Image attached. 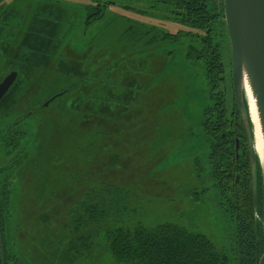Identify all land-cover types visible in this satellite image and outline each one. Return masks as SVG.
I'll return each instance as SVG.
<instances>
[{
	"label": "rangeland",
	"instance_id": "374dc122",
	"mask_svg": "<svg viewBox=\"0 0 264 264\" xmlns=\"http://www.w3.org/2000/svg\"><path fill=\"white\" fill-rule=\"evenodd\" d=\"M97 1L109 4L103 17L84 26V9ZM206 2L208 10L217 15L212 35L221 46L222 62L229 74L230 45L222 0ZM44 5L63 11L56 49L48 73L42 74L44 87L60 61L71 66L75 57L86 54L92 55L91 64L84 69L87 74L91 71L100 76L96 72L100 73L103 66L99 64L116 62L117 70L111 75L129 77L124 84L133 81L134 85L125 86L129 94L120 102L126 110L118 119L117 132L111 131L109 120L103 125L94 119L88 108L84 109L86 114L80 111V120L75 116L60 117V113L57 116L55 106H49L44 95L36 97L32 91L10 107L6 125L24 115L32 102L39 103L32 117L23 118L24 134L19 145L26 151L16 163L12 179L6 176V182L10 180L6 185V206L0 202L4 257L9 264H122L112 258L106 233L136 227L151 229L162 224L193 230L218 250L228 251L233 244V225L219 207L212 186L201 128L203 112L210 105L204 69L201 60L186 58L187 48L192 45L187 34L201 36L202 32L174 20L172 6L155 0H0V18L11 6L32 18ZM132 25L154 27L177 36V41L125 55L118 49V40ZM226 85L230 86L229 78ZM85 101L80 100L81 104ZM227 102L231 110V92ZM115 110L112 108L108 115H117ZM3 124L0 114V128ZM102 129L109 136L103 137L102 149L93 151L92 134ZM39 137L40 153L36 156L34 148ZM5 152L0 149L3 193L1 169L10 159ZM105 186L119 191L115 195L117 203L110 204L111 194L104 192ZM98 191L105 193V216L92 223L81 212L86 209L88 195ZM79 239L85 246L89 241L80 251L84 255L73 250H79Z\"/></svg>",
	"mask_w": 264,
	"mask_h": 264
},
{
	"label": "trees",
	"instance_id": "16d2710c",
	"mask_svg": "<svg viewBox=\"0 0 264 264\" xmlns=\"http://www.w3.org/2000/svg\"><path fill=\"white\" fill-rule=\"evenodd\" d=\"M155 1L172 6L170 13L174 16V20H180L195 31L202 32L201 36L187 34L191 38L192 45L187 48L186 58L192 61L201 60L204 69L210 105L203 112L201 128L208 150L212 186L216 191L219 207L229 216L233 225V244L228 251H221L205 236L193 230L174 224H162L151 229L136 227L133 230L108 231L105 237L108 250L112 258L122 264H258L264 246L262 179L257 164L254 206L246 135L233 94V105L231 110H228V93H232L230 65L228 74L222 62L221 46L214 42L212 35L213 23L217 15L208 10L206 0ZM107 5H109L107 2L97 1L94 6L84 9V26L99 21ZM19 14L21 13L12 9V6L8 9L6 41H0V79L10 71L17 73L15 82L7 91L9 102L6 105V112L10 113V107L26 99L31 91L34 96L43 97L42 92L49 89L52 90L50 95L57 94L50 103V106H55L54 112L57 116L60 113L63 114L60 117L75 116L79 119L80 111L85 112L84 109L88 108L89 114L94 119L102 122L103 125L109 120L111 131L117 132L120 128L118 119L126 110L120 102L121 99H128L125 98L126 94H129L126 93V87L133 86V81H129L130 85L124 84L129 77L120 75L114 78L111 75L117 70L116 62L99 64L103 66L99 69L100 73L96 72L100 76H94L91 71L87 74L84 69L86 65L91 64L92 55L86 54L75 57L71 66L60 61L58 67L53 68L51 75L47 77V79L50 77L47 82L49 84L47 86L45 84L44 87L42 80L45 79L42 74L48 73V64L52 61L56 49L55 40L63 11L52 5L38 7L32 18L29 16V26L27 24L25 29L24 24L29 18ZM118 41L121 44V48L118 49L129 55L175 43L177 36L161 32L154 27L132 25L124 29ZM4 67L6 72L3 71ZM74 73L83 75L76 77ZM228 78L230 86L226 85ZM34 85L36 89L33 88ZM81 99L87 101L81 104ZM54 101L56 102L53 103ZM38 105V100L32 102L27 111L30 108L36 109ZM112 108L117 110V115H108ZM10 128L12 131L9 143H6V156L10 157L6 166V176L10 175L11 180L17 170L13 162L18 163L20 156L17 159L14 157L22 153L19 144L24 133L14 132L22 129L16 124ZM106 131L102 129L92 134L93 139L90 141L95 142L90 143V149L95 151L103 148V137L109 136V132ZM236 141L239 143L238 152L235 150ZM37 172L40 173L39 170ZM104 192L111 194L110 204L118 202L115 200L117 198L115 195H118L119 191L105 186ZM104 192L98 191L88 195L86 209L81 212V215L88 216L92 223L105 216ZM0 202L3 203L2 200ZM2 203H0V217ZM79 241L80 248L79 250L73 248L74 253L84 255V252L80 251L85 244L81 239ZM69 245L70 243L67 247ZM5 264H9L6 256Z\"/></svg>",
	"mask_w": 264,
	"mask_h": 264
},
{
	"label": "water",
	"instance_id": "95a60500",
	"mask_svg": "<svg viewBox=\"0 0 264 264\" xmlns=\"http://www.w3.org/2000/svg\"><path fill=\"white\" fill-rule=\"evenodd\" d=\"M222 4L223 18L230 45L232 94L245 130L255 206L257 164L260 169L264 198V159L262 160L254 150L253 125L250 119L244 81H247L255 102L263 139L264 158V0H222ZM16 77L17 73L11 71L0 82V99L13 85ZM235 150L236 152L239 150L238 141H236ZM4 263L0 224V264ZM258 264H264V246Z\"/></svg>",
	"mask_w": 264,
	"mask_h": 264
},
{
	"label": "flooded vegetation",
	"instance_id": "af4514ba",
	"mask_svg": "<svg viewBox=\"0 0 264 264\" xmlns=\"http://www.w3.org/2000/svg\"><path fill=\"white\" fill-rule=\"evenodd\" d=\"M4 16H2V19L0 18V31H2V34L0 35V41H6V11H4L2 13ZM4 48L6 49V44L4 45ZM6 67H4L3 71L6 72ZM11 72V71H10ZM9 73V72H8ZM6 74L4 75V77H2L0 79V82L3 80V78H5ZM47 93H50V92H46L45 94H43L45 96L44 98V101H47V104H50L54 98L56 97L57 94H54V95H50V94H47ZM7 92L4 94V96L0 99V114L3 118V125H2V128H0V149L4 148L5 151H6V143H9V138H10V133H11V126L16 124V126H23L22 123H24L23 121V118L26 119V118H29V117H32L36 111H37V108H30L27 113H25L24 115H22L21 117H19L18 120H15L13 121V124H11V122H9L7 125H6V103L8 102L7 100ZM48 106V105H47ZM50 106V105H49ZM23 128L21 130H16L14 132L16 133H23ZM22 140V139H21ZM39 143H40V137L36 140V144H35V148H34V153L35 155H39V151H40V147H39ZM247 145V144H246ZM26 151V149H22V153H20V155H15V159L18 158V156H20V158H23V154L24 152ZM248 151V149H247ZM6 153V152H5ZM13 162V161H12ZM17 162H13V164L16 165ZM20 162H18L17 164H19ZM32 166H34V164H31ZM7 166V165H6ZM38 169V168H37ZM2 171H4L3 173V177L4 180H3V183L2 185H4L5 187V192H1L0 190V200H2L4 203H5V206H6V195L8 194V192H6V185H8V183L6 182V167H4L3 169H1ZM39 170V169H38ZM40 171V170H39ZM10 176V175H8ZM11 178V177H10ZM7 183V184H6ZM66 191L69 192V186L66 187ZM60 195V194H58ZM67 195V194H66ZM8 198V197H7ZM3 203V204H4ZM2 228V226H1ZM2 242H3V249L5 247V243H4V239H3V232H2ZM4 262H5V257H4Z\"/></svg>",
	"mask_w": 264,
	"mask_h": 264
},
{
	"label": "bare ground",
	"instance_id": "6f19581e",
	"mask_svg": "<svg viewBox=\"0 0 264 264\" xmlns=\"http://www.w3.org/2000/svg\"><path fill=\"white\" fill-rule=\"evenodd\" d=\"M244 84H245L246 97H247V101H248L250 119H251V122L253 125L254 150L260 156V158L263 160L264 159L263 158V139H262L261 129H260V125H259V121H258V117H257L255 102H254V99L251 95L247 81H244Z\"/></svg>",
	"mask_w": 264,
	"mask_h": 264
}]
</instances>
